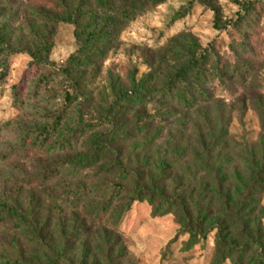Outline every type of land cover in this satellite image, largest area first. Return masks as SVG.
Returning <instances> with one entry per match:
<instances>
[{
  "label": "rangeland",
  "instance_id": "rangeland-1",
  "mask_svg": "<svg viewBox=\"0 0 264 264\" xmlns=\"http://www.w3.org/2000/svg\"><path fill=\"white\" fill-rule=\"evenodd\" d=\"M234 1L255 0H163L126 22L103 59L87 63L85 52L74 65L83 38L60 11L34 0H0V264H218L216 231L205 229L193 240L187 234L185 212L194 221V201L182 203V184L167 180L163 190L173 201L156 207L162 186L151 183L164 167L183 172L190 166L196 110L181 131L182 116L165 114L172 100L129 105L122 116L109 109L130 78L148 77L160 89L179 65L214 43L220 65L236 52L240 66L226 71L223 81L209 77L201 86L212 105L225 106L231 140L258 145L260 123L252 108L264 99L254 97L251 86L264 95V0H256L255 16L242 27L214 30L215 14L220 26L236 20ZM66 94L73 99L67 105ZM242 104L248 109L240 111ZM136 113L142 114L137 125ZM95 136L103 149L91 145ZM95 150L91 165L73 164ZM141 174L153 204L130 202L131 181ZM254 200L259 211L252 221H260L264 238V191ZM4 204L25 213L27 223L7 218Z\"/></svg>",
  "mask_w": 264,
  "mask_h": 264
},
{
  "label": "trees",
  "instance_id": "trees-1",
  "mask_svg": "<svg viewBox=\"0 0 264 264\" xmlns=\"http://www.w3.org/2000/svg\"><path fill=\"white\" fill-rule=\"evenodd\" d=\"M34 2L60 11L64 15L65 21L75 27L77 39L83 38L77 54L72 56L75 58L73 64L76 65L80 56H83L84 59L85 54L82 53L85 52L89 53L87 54L89 55L88 61L85 60L87 63H91V60L103 59L104 53L109 49L110 42L119 34L126 22L133 20L148 8L161 4L163 0H76L74 3L68 0H34ZM233 4L238 9L235 13L236 20H229L220 26L221 20L218 14H215L214 30L226 32L228 28L232 30L240 28L246 24L248 18L256 14V0L234 1ZM188 10V7L184 8L176 17H184ZM84 20L87 21V24L82 26ZM84 34L85 37H82ZM228 49L232 51L233 44H230ZM96 50L97 54H90ZM235 53L231 54V63L220 65V54H217L214 43H210L203 54L189 58L179 65L169 77L165 78L160 89H156V83H151L150 79H147L148 77L138 83L130 78L129 88H122L113 96L109 114L114 109L122 116L126 112L125 110L129 111L126 109L129 105H149L158 99L165 103V100L168 99L174 101L175 105L169 108L165 114L169 118L173 113L181 115L182 120L177 121L181 124L180 129L183 131L188 123L187 114L196 110L198 119L192 120V145L194 146L191 149L190 166L183 172L171 167H164L158 174H155L151 183L153 186H162V190L156 193L158 197L156 207L171 205L173 199L166 197L163 186L167 180L175 179L178 184H182L181 201L182 199L186 200L185 197L187 200L194 201L192 208L194 221L190 212H185L187 213L185 228L191 240L205 235L206 230L208 232L216 231L214 255L218 264L227 260L230 264H264L263 230L259 220L253 222L257 219L255 215L259 211L258 202L254 198L257 192L264 191V103L260 102L252 108L259 117V144L252 146L247 142H234L229 134L231 122L229 119H223L225 106L212 105L211 98L207 96L201 86L206 83L209 77L220 82L223 81L226 71L228 72L230 68H232V73L237 71L241 59ZM36 63L40 64L41 61ZM65 73L67 74L68 70ZM68 75L70 76V73ZM230 78L225 81L230 82L233 77ZM238 78L242 83L246 81L243 76ZM71 82V89L77 92L76 80L71 78ZM251 87L254 97L259 98L260 101L263 100L264 95L257 92L254 86ZM72 100L68 94L65 95L66 105ZM202 101L204 103H199ZM117 104H119L118 108H116ZM247 109L248 107L242 104L240 111ZM117 113L110 116L113 121L116 120ZM211 113L217 115L210 118ZM141 115L138 113L134 115L136 125L142 122ZM121 125L123 123L117 127ZM201 127L204 128L206 136L202 134ZM100 139V136L91 139V145L97 146L96 150L105 147L104 142ZM96 150L92 154L77 157L73 160V164L79 167L91 165L98 157ZM178 156L185 158V152ZM186 173H189L188 179H186ZM124 176H126L125 172ZM144 176L142 174L135 176L131 181L130 202L146 198L150 204L154 203L155 195L144 190ZM233 178L236 184L235 189L231 184ZM175 201H180V199ZM129 204H124L122 209L127 210ZM3 207L7 218L20 224L27 223L25 213L5 204Z\"/></svg>",
  "mask_w": 264,
  "mask_h": 264
}]
</instances>
